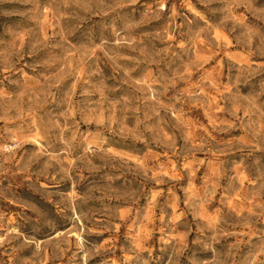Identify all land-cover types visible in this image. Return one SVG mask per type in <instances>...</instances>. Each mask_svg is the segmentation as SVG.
Masks as SVG:
<instances>
[{"label": "rangeland", "instance_id": "1", "mask_svg": "<svg viewBox=\"0 0 264 264\" xmlns=\"http://www.w3.org/2000/svg\"><path fill=\"white\" fill-rule=\"evenodd\" d=\"M0 264H264V0H0Z\"/></svg>", "mask_w": 264, "mask_h": 264}]
</instances>
